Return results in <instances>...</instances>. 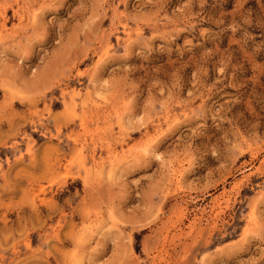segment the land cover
I'll return each mask as SVG.
<instances>
[{
    "label": "rangeland",
    "instance_id": "1",
    "mask_svg": "<svg viewBox=\"0 0 264 264\" xmlns=\"http://www.w3.org/2000/svg\"><path fill=\"white\" fill-rule=\"evenodd\" d=\"M0 264H264V0H0Z\"/></svg>",
    "mask_w": 264,
    "mask_h": 264
}]
</instances>
